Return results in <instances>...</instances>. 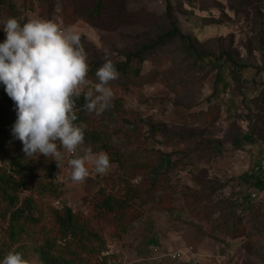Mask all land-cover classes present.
<instances>
[{"label":"rangeland","instance_id":"rangeland-1","mask_svg":"<svg viewBox=\"0 0 264 264\" xmlns=\"http://www.w3.org/2000/svg\"><path fill=\"white\" fill-rule=\"evenodd\" d=\"M93 2L7 0L0 20L42 17L73 26L88 53L93 88L105 58L124 62L171 23L180 35L133 61L137 76L119 73L110 82L135 124L110 138L123 166L110 161L105 175L73 184L64 161L60 169L16 147L28 175L18 195L33 198L40 223L28 222L12 241L11 208L0 202V260L12 249L37 260L33 246L55 235L52 209L68 206L98 236L76 247L81 264H186L190 256L200 264H264V170L253 173L264 158V0H107L98 18L90 17ZM197 53L214 55L218 64L199 66ZM104 118L89 113V125L118 132L121 123ZM0 167L10 171L7 160ZM104 194L127 198L129 207L103 215ZM187 248V258H170Z\"/></svg>","mask_w":264,"mask_h":264},{"label":"clouds","instance_id":"clouds-1","mask_svg":"<svg viewBox=\"0 0 264 264\" xmlns=\"http://www.w3.org/2000/svg\"><path fill=\"white\" fill-rule=\"evenodd\" d=\"M0 25L5 33L0 42V84L14 102L11 135L22 143L25 157L42 154L60 169L66 161L73 184H83L93 172L105 175L110 157L84 146L87 125L77 123V100L83 95V110L97 116L113 107L110 82L119 78L114 61L105 58L95 72L98 82L89 87L88 53L73 26L42 17L23 23L8 17ZM0 264H37V260L12 249Z\"/></svg>","mask_w":264,"mask_h":264},{"label":"trees","instance_id":"trees-1","mask_svg":"<svg viewBox=\"0 0 264 264\" xmlns=\"http://www.w3.org/2000/svg\"><path fill=\"white\" fill-rule=\"evenodd\" d=\"M107 0H94L90 9V17L98 18L103 15ZM7 0H0V6L5 5ZM170 30L167 34L159 36L150 45L144 46L140 53L126 57L124 62L115 63L118 73L127 78L137 76L140 72V65L132 64L133 61H142L145 55H150L155 51L164 48L166 39L180 35L173 23L170 24ZM226 60H230L228 54H224ZM196 61L199 66L216 65L219 58L209 53H197ZM232 62V60H231ZM85 103L83 95L77 100L78 121L87 125L85 130V144L90 145L94 152L105 151L110 157V161L116 162L119 166H123V155L119 153L120 149L113 152V144L110 140L113 135L121 130L133 131L135 124L128 120L124 115V102L121 97L113 99V107L104 112L106 123L120 122L118 132L112 131L106 134L103 130H99L89 125V113L83 110ZM16 112L14 102L8 97L4 91V86L0 84V159L10 163V171L0 167V202L5 203L11 208L9 214L10 233L9 237L12 241L16 240L17 234L23 230L25 224L40 223L38 218L33 216L35 203L31 196L23 199L19 198L18 191L27 187L28 175L23 171L25 164L23 158L18 155L17 148L22 143L15 141L11 135V127L15 123ZM17 147V148H16ZM12 167V168H11ZM12 171V172H11ZM260 183V182H259ZM137 194L132 193V197ZM98 207L102 214H123L124 210L129 207L127 198L115 197L110 194H104L99 200ZM53 227H55V235H44L37 242L32 250L37 260L41 264H81V258L76 254V247H85L87 241L97 240L96 232L91 231L87 226L80 222L73 210L68 206H61L52 209ZM234 216V215H233ZM230 225V224H229ZM229 228H231L229 226ZM219 232V230H217ZM64 241V245L59 243ZM75 242L76 245H71ZM70 245V247H69Z\"/></svg>","mask_w":264,"mask_h":264},{"label":"built area","instance_id":"built-area-1","mask_svg":"<svg viewBox=\"0 0 264 264\" xmlns=\"http://www.w3.org/2000/svg\"><path fill=\"white\" fill-rule=\"evenodd\" d=\"M64 168H65V174H64V176L66 177L68 175V173H69V169L67 167L66 161H64ZM262 170H264V158H262V159L259 160V163L254 168V172L253 173L254 174H259V172H261ZM90 172H91V166H90ZM95 175L96 174L93 172L90 175L89 178H94ZM61 180H63V179H61ZM250 195H251L252 198H255V197L258 196V193L253 192ZM190 252H191V248H187L185 252L184 251H174V252H172L170 254V258L171 259H174V260H180V259H183V258L185 259V258L188 257L187 254L190 253ZM186 264H200V263L197 261V259H195L194 256H190V258H188V261H187ZM210 264H213V263H210Z\"/></svg>","mask_w":264,"mask_h":264}]
</instances>
